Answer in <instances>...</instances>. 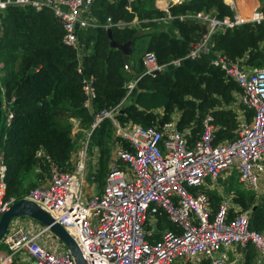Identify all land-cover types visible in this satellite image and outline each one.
Returning <instances> with one entry per match:
<instances>
[{"label":"built area","instance_id":"1","mask_svg":"<svg viewBox=\"0 0 264 264\" xmlns=\"http://www.w3.org/2000/svg\"><path fill=\"white\" fill-rule=\"evenodd\" d=\"M93 1L0 0V17L9 6L35 11L48 9L64 30L63 42L76 49L80 56L83 46L77 31L101 25L91 14ZM163 1L168 8L185 0ZM230 8L232 15L221 18L205 11L176 18H197L210 26L208 32L190 43L185 58L210 54V63L223 72L224 79L240 88L238 104L253 111L249 122H239L233 140L214 143L217 125L212 114L200 120L198 136L192 141L191 128L178 130L173 120L161 129L157 125H120L116 119L119 105H116L95 113L87 136L80 142V151L75 148L72 169L64 170L52 163L46 185L34 186L24 196L63 226L76 242L86 264H172L176 259L189 264L206 260L210 264H230L227 252L222 250L245 248L249 244L259 259L264 257V231L249 228V210L233 211L231 215L232 204L226 199L213 209L210 196L204 190L207 180L215 182L236 170L239 182L247 190L257 197L264 195L260 186L264 180V64L244 66L242 60L232 61L212 49V35L216 31L263 23L264 8L253 6L242 13L234 1ZM135 23L133 20L128 24ZM125 24L114 23L108 17L102 26L108 29ZM262 45L264 53V42ZM180 62L173 59L160 64L154 52L146 51L142 55L141 75L155 77L168 64L178 66ZM140 77L126 83V94ZM83 83L86 96L83 105L91 112L95 89L91 79ZM11 117L12 113L7 111L6 123ZM104 118H109L128 146L117 145L113 149L115 157L109 163L102 190L85 196L82 189L85 148L91 132ZM6 189V165L0 151V215L15 202V197L6 196ZM162 216L176 229L161 230L158 239H150L157 232L156 222ZM0 264L76 263L48 227L40 224L35 228L13 219L0 241Z\"/></svg>","mask_w":264,"mask_h":264},{"label":"trees","instance_id":"2","mask_svg":"<svg viewBox=\"0 0 264 264\" xmlns=\"http://www.w3.org/2000/svg\"><path fill=\"white\" fill-rule=\"evenodd\" d=\"M200 11L213 12L218 18L232 15L223 0H185L169 6L168 14L146 7V0H94L91 14L101 25L77 31L83 46L79 56L76 49L63 42L64 30L50 10L15 6L3 10L0 17V151L6 165V196L15 197V201L24 197L27 186L32 185L29 175L37 166L47 173L52 163L64 170L72 169L71 154L76 141L71 134V120L89 129L95 113L116 105H119L116 119L120 125H157L161 129L158 121L164 125L178 112L176 128H191L192 141L198 136L200 120L212 114L217 125L214 143L233 140L239 121L230 105L234 92H240V88L224 79L223 72L210 63V54L185 58L190 43L201 37V26L196 20L186 17L179 20L176 16ZM168 15L172 16L171 24L165 30L160 19ZM108 17L114 23H126L110 28L117 43H125L134 33L143 31L133 43L128 69L124 68L122 52L109 45L107 29L102 26ZM135 18L138 22L129 25ZM251 27L243 24L216 31L212 35V49L232 61L245 58L244 64L262 66L264 22ZM173 28L178 29L182 38ZM140 41L144 47L137 50L134 45ZM146 51L154 52L160 64L180 59V65L168 64L155 77L141 75L142 55ZM135 52L140 55L135 57ZM139 76L131 92L126 94V83ZM87 79L92 80L95 89L91 112L83 105L86 96L82 87ZM243 109L249 121L253 111ZM7 111L12 113L9 123H6ZM111 127L109 118L101 120L90 134L89 145L101 149ZM120 141L128 146L125 140L120 138ZM102 155L94 176L100 190L107 174L106 150H102ZM221 184L226 186L227 193L233 192L232 200L240 206V211L249 210V228L264 231V195L257 197L253 191L241 188L237 175ZM208 194L215 209L222 198L215 192ZM229 212L233 214L231 209ZM156 228L150 239H158L161 230L176 229L163 216L158 218ZM244 251L241 264H258L255 257L264 264V257L259 259L251 244ZM201 264L210 263L206 260Z\"/></svg>","mask_w":264,"mask_h":264},{"label":"crops","instance_id":"3","mask_svg":"<svg viewBox=\"0 0 264 264\" xmlns=\"http://www.w3.org/2000/svg\"><path fill=\"white\" fill-rule=\"evenodd\" d=\"M232 1H234L237 4V7H238L239 11L242 12V13L245 12V11H249L253 6L254 7L255 6H259L260 8H264V0H223V2L225 4H227L229 7H230V3ZM150 5H151L150 6L151 8H156V9L162 10V11L166 12V14H168L167 5H166V3L163 0H153V3L150 4ZM179 20H182V19L179 18ZM135 22H138L137 18L134 19V23ZM160 22H161L160 25H162V27H164L165 30H167L169 28L170 24H171V19H169L168 16H166V17L160 19ZM147 30L148 29H145V31H147ZM172 31L176 34L178 32V29L173 28ZM140 33H143V32L140 31ZM200 33H201V35L204 34V32H200ZM176 35L178 37L182 38V35L180 33L176 34ZM134 46H135V48L137 50H142L143 47H144V44H143V42L140 41V42H136V44ZM132 50H133V48H132ZM139 55H140L139 52H137V53L135 52L134 53L135 57H138ZM244 60H246V59L242 58V61H244ZM243 65L244 66H249L247 64H243ZM233 95H234V101L230 105V108L236 112L237 119H238L239 122L240 121L249 122L251 119L249 121L247 120L246 115L244 113L245 111H244L243 107L238 104L240 92H234ZM178 118H179V113L177 112V113L174 114L173 121L176 122ZM73 154H74V151L71 154V158H73ZM99 157H100V154H99ZM98 167H99V165H98ZM35 170L36 171L39 170V167L38 166L35 167L33 169V171L30 173L29 178H30L31 182H32V179H31L32 173L34 172V175H37V172H35ZM85 173H86V170H85ZM232 175H235V176L237 175V178H238V172L236 170H231L227 174H224L221 177H219L215 182H211L210 180H207L206 186H204V190L206 191L207 194H208V192H215L217 195H219L222 198L221 200H223V199L230 200L229 198L233 197V192L227 193L225 191V187L226 186H223L221 184V181L225 182V183H228L229 178ZM39 178H40V176H38V175L37 176H33V180L34 181H37V180L39 181ZM46 181H45V183L43 185H46ZM260 186H261L262 192H264V180L261 182ZM102 188H103V186H102ZM102 188H101V190H102ZM98 190H99L98 192L101 191L100 189H98ZM91 194H88L86 196H89ZM224 194L227 195V197ZM230 203L232 204L231 208H230L232 213H233V211H240L241 210L240 206L238 204L234 203L232 198L230 200ZM14 219L18 220V222H21L22 224L32 225L35 228H36V226L40 225V223H38L37 221H35V220L31 219V218H28V217H17V218H14ZM231 248L232 247L228 248L227 250L223 249L222 251L223 252H225V251L227 252L226 255H227L228 258L230 256L231 257L234 256L236 258V260L235 259H231L230 260V258H229V261H230V264H235V261L240 259L241 255H240V253L233 252L234 254H231L230 256H228V252H229V250ZM234 248H237V247H234Z\"/></svg>","mask_w":264,"mask_h":264},{"label":"water","instance_id":"4","mask_svg":"<svg viewBox=\"0 0 264 264\" xmlns=\"http://www.w3.org/2000/svg\"><path fill=\"white\" fill-rule=\"evenodd\" d=\"M255 26L252 25V29ZM107 35L109 39V45L112 48L119 49L123 54V60L125 65L129 66V57L132 53L133 43L135 39L140 36V31L134 33L131 38L125 43H117L111 36V29L108 28ZM0 119H1V99H0ZM159 127H163V123L158 121ZM17 217L31 218L41 225L48 227L50 232L57 236L65 247L70 251L74 257L76 264H86V261L82 257V254L74 241V239L68 234V232L56 222L52 216L43 208H41L34 201L22 197L15 201L6 211L0 215V241L7 231L10 222Z\"/></svg>","mask_w":264,"mask_h":264},{"label":"rangeland","instance_id":"5","mask_svg":"<svg viewBox=\"0 0 264 264\" xmlns=\"http://www.w3.org/2000/svg\"><path fill=\"white\" fill-rule=\"evenodd\" d=\"M153 3V0H146V7L151 6L150 4ZM143 32V31H141ZM180 32L178 31L176 34H179ZM2 74V72L0 71V75ZM72 122V129H71V134L74 138V140L76 141V151L82 147V143L80 144V142L82 140L85 139V137L87 136L86 131L88 130V128H84L81 127L77 121H73ZM117 145H123V143H121L119 135H118V129L112 124L111 130L108 133V135L104 138V143L101 146V149L98 147H95L93 145H89V143H87L86 148H85V163H86V173L84 176V183L82 184V189L85 192V196L88 194H94V193H98V185H97V181L95 180L94 176H96V172H98L99 170V154L102 155V150H106L107 155H105V157H108L107 160V165H106V169H105V173H107L108 168H109V163L111 161V159H113L115 157V155L113 154L112 156V151L113 149L117 146ZM104 157V155H102ZM76 157V152L74 150V154H73V158L72 160ZM35 172H37V175L40 176L39 181H34L33 180V176H37L34 175V172L32 173L31 179H32V185L27 186V191H29L32 187L34 186H40L42 184L45 183V181L49 179V173L42 171L40 168L39 170H35ZM95 172V173H94ZM46 181V183H47ZM241 188L246 189L243 185L241 186ZM225 195V194H224ZM234 195V194H233ZM227 197V195H225ZM230 197L229 199L231 200ZM241 209V208H240ZM151 225L154 226V223L151 220ZM245 248H241V247H237L234 248L232 247L229 252H228V256H230L231 254H234L233 252H237L240 253V259H238L237 261H235V264H241L243 259H244V254H245ZM256 256V254H255ZM230 260L231 259H235L236 258L234 256H230L229 257ZM255 260L258 264H262L261 262H259V260L255 257ZM172 264H184L182 262L181 259H176Z\"/></svg>","mask_w":264,"mask_h":264},{"label":"bare ground","instance_id":"6","mask_svg":"<svg viewBox=\"0 0 264 264\" xmlns=\"http://www.w3.org/2000/svg\"><path fill=\"white\" fill-rule=\"evenodd\" d=\"M186 18H190V19L196 20V22L201 26V32H204V33L208 32L210 26L207 23H204V22L200 21L197 18H192V17H186Z\"/></svg>","mask_w":264,"mask_h":264}]
</instances>
